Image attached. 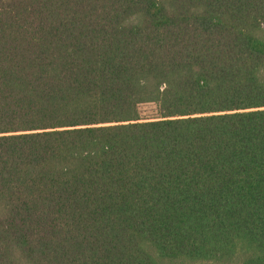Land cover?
<instances>
[{
  "label": "trees",
  "instance_id": "16d2710c",
  "mask_svg": "<svg viewBox=\"0 0 264 264\" xmlns=\"http://www.w3.org/2000/svg\"><path fill=\"white\" fill-rule=\"evenodd\" d=\"M241 251L264 264V0H0V264Z\"/></svg>",
  "mask_w": 264,
  "mask_h": 264
},
{
  "label": "rangeland",
  "instance_id": "374dc122",
  "mask_svg": "<svg viewBox=\"0 0 264 264\" xmlns=\"http://www.w3.org/2000/svg\"><path fill=\"white\" fill-rule=\"evenodd\" d=\"M141 111V116L143 118H154L156 117V110H155V106L154 105H143L140 108ZM242 253H239V259L228 262V263H223V264H237L239 262H241L243 260V257L246 252L241 251ZM164 264H220V263H210V262H190V261H186L184 263L182 262H176V260L174 261H170V260H164Z\"/></svg>",
  "mask_w": 264,
  "mask_h": 264
}]
</instances>
